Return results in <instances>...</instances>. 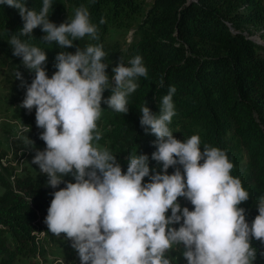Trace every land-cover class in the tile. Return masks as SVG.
<instances>
[{
    "label": "clouds",
    "instance_id": "clouds-1",
    "mask_svg": "<svg viewBox=\"0 0 264 264\" xmlns=\"http://www.w3.org/2000/svg\"><path fill=\"white\" fill-rule=\"evenodd\" d=\"M0 5L19 10L24 25L8 42L13 55L35 73L30 85L16 73L26 86L20 107L36 109L37 127L43 129L40 139L46 144L32 164L47 176L51 188H58L69 174L75 179L54 192L45 219L48 231L65 234L81 264H172L166 253L175 246H182L187 264H253L257 250L251 238L264 242V195L249 226L245 209L238 206L250 196L231 175L233 164L226 152L208 145L201 151L198 135L180 141L171 132L175 86L162 98L158 115L147 104L140 109L141 127L157 138L151 158L162 164V172L150 176L149 157L131 154L124 173L116 156L93 141L101 139L96 130L102 101L115 112H129L127 97L138 87L135 79L148 74L142 57L127 65L121 58L110 84L103 45L89 44L75 53H58L57 71L49 78L46 52L20 37L31 39L40 27L46 33L41 41L56 42L62 49L85 36L98 40L88 8L81 5L70 22L57 26L49 20L52 0H43L39 12L29 9L26 0H0ZM106 89L112 94L104 99ZM177 164L183 172L177 168L168 174ZM149 176L150 182L143 183ZM179 197L189 200L194 210L181 209Z\"/></svg>",
    "mask_w": 264,
    "mask_h": 264
},
{
    "label": "trees",
    "instance_id": "trees-1",
    "mask_svg": "<svg viewBox=\"0 0 264 264\" xmlns=\"http://www.w3.org/2000/svg\"><path fill=\"white\" fill-rule=\"evenodd\" d=\"M43 0H26L29 9L37 12ZM49 20L59 26L74 18L81 5L88 8L90 21L97 26L98 40L89 36L74 41L71 48H60L56 42L45 43L40 27L32 38L20 37L47 54L46 72L57 71L55 57L61 51L75 53L86 45H103L108 65L106 72L118 60L128 61L139 55L147 68V77H137L138 87L127 97L129 112L119 113L102 101L97 130L103 145L127 172L129 156L147 155L150 176L161 171V164L152 160L155 135L146 134L141 127L140 109L146 105L159 114L162 98L170 86L175 115L170 125L182 128L190 138L200 137V147L219 148L233 164L231 175L239 178L249 199L238 207L245 209L251 226L258 215V199L264 195V46L242 33L243 29L264 26V0H52ZM101 18L105 23L101 24ZM229 23L231 26H229ZM24 21L19 10L0 5V65L6 66L10 82L19 71L30 85L35 73L27 69L22 58L13 55L9 44L12 35L19 36ZM114 30L131 33L128 44L112 39ZM11 89L26 96V86L19 79ZM161 81L163 84L161 86ZM9 84V83H8ZM10 88V87H9ZM111 89L103 93L104 99ZM22 103V102H21ZM16 106L14 117L30 128L26 139L16 141L18 149L30 150L36 144L40 150L46 144L40 139L43 129L37 127L36 109ZM0 147V264H15L17 257L45 253V245L34 235L32 222L37 211L48 214L54 192L75 182L69 174L58 188L47 186V176L40 172L15 174L14 167L3 164ZM203 163V161H201ZM150 176L143 183L150 182ZM168 216L171 215L169 209ZM257 250L253 264H264V242L251 238ZM167 258V257H166ZM78 262L81 263L78 256Z\"/></svg>",
    "mask_w": 264,
    "mask_h": 264
},
{
    "label": "rangeland",
    "instance_id": "rangeland-1",
    "mask_svg": "<svg viewBox=\"0 0 264 264\" xmlns=\"http://www.w3.org/2000/svg\"><path fill=\"white\" fill-rule=\"evenodd\" d=\"M263 27L253 26L251 28L253 31H260ZM131 35L128 31L114 30L111 38L117 39L121 45H126L130 41ZM119 62L120 60L115 63L118 65ZM112 69L108 74L110 84L111 77L114 75ZM8 76V68L0 65V147L2 153H4L2 160L6 165L14 167L15 174L20 175L24 172L37 173L40 169L37 165L32 164V160L36 152L38 150L41 151L38 145L34 144L30 150L18 149L17 157H15L16 141L20 138L26 139L31 130L23 120H18L14 117L16 106L22 102V95L18 94L16 89H11L13 85H16V78H11L14 80L6 84ZM168 126L178 140L184 141L187 139V135L182 128L170 124ZM93 143L100 148H105L103 145ZM177 168L183 172L182 165L177 164L168 169V174H173ZM3 192L4 189L0 186V195ZM178 203L181 205V209L188 207L190 211L194 210V206L185 197H179ZM46 217L47 214L45 215L37 211L36 219L32 222L35 231L34 235L37 237V240L40 238L39 240L44 243L45 253L37 252L35 255L22 254L17 257L15 264H81L78 262V253L72 247V241L67 239L63 233L60 236H56L48 231L45 223ZM170 227L178 229L180 224H173ZM182 250V246H175L166 253V257L171 260L172 264H187L186 259L182 255Z\"/></svg>",
    "mask_w": 264,
    "mask_h": 264
},
{
    "label": "built area",
    "instance_id": "built-area-1",
    "mask_svg": "<svg viewBox=\"0 0 264 264\" xmlns=\"http://www.w3.org/2000/svg\"><path fill=\"white\" fill-rule=\"evenodd\" d=\"M229 26H231V24L229 23ZM242 33L245 34L246 36H248L250 39H252L253 41H255L256 43H259L261 45H264V27L261 28L260 31H253L252 28H248V29H243ZM3 162V160H2ZM3 164H5L3 162Z\"/></svg>",
    "mask_w": 264,
    "mask_h": 264
}]
</instances>
